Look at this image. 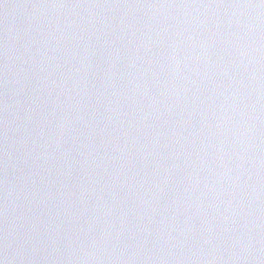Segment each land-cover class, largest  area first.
<instances>
[{
    "label": "water",
    "instance_id": "95a60500",
    "mask_svg": "<svg viewBox=\"0 0 264 264\" xmlns=\"http://www.w3.org/2000/svg\"><path fill=\"white\" fill-rule=\"evenodd\" d=\"M0 264H264V0H0Z\"/></svg>",
    "mask_w": 264,
    "mask_h": 264
}]
</instances>
